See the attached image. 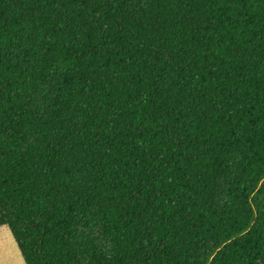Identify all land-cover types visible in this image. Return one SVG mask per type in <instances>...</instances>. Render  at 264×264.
Here are the masks:
<instances>
[{"label": "trees", "instance_id": "16d2710c", "mask_svg": "<svg viewBox=\"0 0 264 264\" xmlns=\"http://www.w3.org/2000/svg\"><path fill=\"white\" fill-rule=\"evenodd\" d=\"M2 226L23 264H264V0H0Z\"/></svg>", "mask_w": 264, "mask_h": 264}, {"label": "rangeland", "instance_id": "374dc122", "mask_svg": "<svg viewBox=\"0 0 264 264\" xmlns=\"http://www.w3.org/2000/svg\"><path fill=\"white\" fill-rule=\"evenodd\" d=\"M93 236L97 245L105 251L108 242L102 240L100 232L93 233ZM0 264H23L16 244L5 226L0 227Z\"/></svg>", "mask_w": 264, "mask_h": 264}]
</instances>
